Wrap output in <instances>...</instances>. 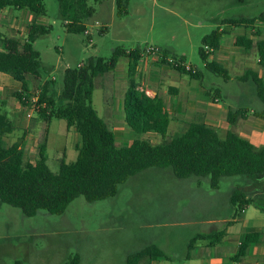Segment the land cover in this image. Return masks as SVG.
Masks as SVG:
<instances>
[{
    "label": "trees",
    "instance_id": "1",
    "mask_svg": "<svg viewBox=\"0 0 264 264\" xmlns=\"http://www.w3.org/2000/svg\"><path fill=\"white\" fill-rule=\"evenodd\" d=\"M59 15L70 34H83L85 22L90 19L94 9L88 0H56ZM129 0H116L117 11L121 13ZM6 7L16 10H28L35 16H44L43 0H0V12ZM264 23V14L253 18H230L222 25L232 27H251L255 23ZM50 27L32 23L28 28L27 40L0 35L3 51L0 52V73L8 75L21 84L14 97L24 102V93L28 91L26 76L38 77L41 68L39 53L33 48L34 42L48 35ZM222 32L218 29L205 35L201 40L198 54L205 69L225 78V69L216 62H207L209 55L219 48ZM212 50L205 53L204 47ZM235 46L244 50L255 49L259 64L264 68V42L253 44L252 40L241 36ZM166 53L163 54V58ZM129 60L127 68L128 86L123 96L124 122L137 136L129 146L117 147L112 129L98 116L92 106L94 90L93 80L113 71L120 57ZM139 61V51L134 49L126 53L115 48L109 59H89L82 67L67 68L63 73V86L56 105L52 92V81L45 82L37 97L38 115L45 122L52 119L64 120L66 129L73 127L80 134V144L76 147L74 162L66 163L64 156L59 159L58 171L52 172L45 156L46 138L39 143L38 158L35 163L25 160L19 143L9 147H0V203L17 208L26 217H33L38 211L60 215L76 198L82 196L87 202L101 201L114 197L119 185L129 178L149 168H170L178 179L190 177L209 178L212 189H218L221 178L244 176L255 180L264 175V146L255 147L247 139L233 131H227L221 138L217 131L201 121L191 123L188 128L172 138H167L170 118L163 108L159 96L149 97L139 90L135 80ZM182 75L191 79H201V72L186 70L182 66L174 67ZM243 82L251 81L260 101L264 105V84L258 76L245 71L240 77ZM264 118V109L257 115ZM238 118H244L240 111L231 112L227 122L233 125ZM15 130L12 122L0 114V137ZM153 133L160 137L159 143L142 135ZM230 206L238 214L248 205H256L247 199L244 193L234 190L229 199ZM223 236L222 231L209 235H196L188 245V251L199 240L217 244ZM259 234L243 235L233 262L245 257L250 245L256 244ZM167 259L155 245L127 256L125 264H153ZM68 264H79V256L70 259Z\"/></svg>",
    "mask_w": 264,
    "mask_h": 264
},
{
    "label": "rangeland",
    "instance_id": "2",
    "mask_svg": "<svg viewBox=\"0 0 264 264\" xmlns=\"http://www.w3.org/2000/svg\"><path fill=\"white\" fill-rule=\"evenodd\" d=\"M43 4L45 15L41 22L51 30L33 44L40 54L41 68L38 77L27 76V86L52 81L56 105L60 104L57 99L64 70L93 58L107 60L115 48L142 49L153 44L171 47L177 54L185 52L186 62L204 74L199 81L203 87H208L209 82L219 84L222 77L208 72L198 54L202 37L223 26L220 21L224 19L264 14V0H129L121 13L116 6L111 13L108 0H88L94 9L86 23L90 30L88 39L84 34L66 32L56 0H43ZM18 13L14 12V16ZM105 24L106 32L101 31ZM6 34L11 35L7 30L3 35ZM122 58L114 71L93 80L92 106L112 131L103 111L107 101L122 98L127 89V60ZM112 79L114 84H109ZM248 87L254 88L251 83ZM37 95L34 94L36 100L24 98V105L36 114L43 108L37 104ZM45 127L43 121L37 144L32 141L25 149V160L33 164L38 158L39 143L44 141ZM65 129L64 120L53 119L49 126L45 156L52 172L58 171L63 155ZM176 134L179 133L168 138ZM150 139L153 143L161 140L158 136ZM11 140H0V147H7ZM76 157L77 151L68 146L65 161L74 162ZM244 179L234 176L221 181L220 189L226 191L232 182L242 186ZM184 180L176 178L170 168H149L119 185L114 197L87 202L80 196L60 215L40 210L35 216L26 217L19 209L0 203V264H68L76 255L79 264H125L128 255L166 242L167 238H171L178 253L183 233L176 223L181 220L185 203L183 187L179 186Z\"/></svg>",
    "mask_w": 264,
    "mask_h": 264
},
{
    "label": "crops",
    "instance_id": "3",
    "mask_svg": "<svg viewBox=\"0 0 264 264\" xmlns=\"http://www.w3.org/2000/svg\"><path fill=\"white\" fill-rule=\"evenodd\" d=\"M108 1L112 13L114 6H116V0ZM14 12H19V16H14ZM41 18L42 16H35L28 10H16L12 7H6L0 12V30L3 33L7 30L11 35H3V33L0 35L26 42L28 28L32 23L50 27L43 24ZM88 21L89 19L85 22L84 30H87L88 33L83 34L89 39L90 30L86 25ZM110 21L112 23V20ZM222 21H220V24ZM216 29L222 32L219 48L209 55L207 62L214 61L225 69L227 75L221 79V83L209 82L208 87H203L199 82L204 78L202 72L199 80L180 74L174 67L167 64L166 57L180 59L190 68L199 70L186 62L185 52L177 54L171 47H162L155 44L150 46L159 48L161 53L159 56L143 54L149 46L142 49L134 48L139 51L135 80L139 84V90L147 96H159L161 98L163 108L170 118L167 138L168 135L184 132L191 123L201 121L205 125L214 128L221 138L225 136L227 131H233L247 139L255 147H263L264 118H259L257 115L263 111L264 105L258 97L255 85L251 81H241L240 77L245 71H251L264 84V68L259 64L255 49L243 51L235 46V41L238 37L244 36L252 40L253 44L264 42V23L258 22L251 27L243 25L232 27L225 24ZM103 30L106 32V24L105 27L101 28V31ZM134 49L123 50L128 53ZM2 51L3 48L0 43V52ZM164 53L166 55L163 58ZM121 58L118 59L116 68ZM123 58H126L128 68L129 60L125 56ZM85 64L80 63L76 67H82ZM203 65L205 68L204 63ZM208 78L210 79V76ZM45 82L47 81H38L33 87H28V91L24 93L23 97H31L32 100H36L34 94L38 93L39 95ZM249 83L254 88L248 87ZM109 84H114V80L112 79ZM116 87H119V85L117 84ZM20 88L21 84L19 82L8 75L0 73V114L5 115L15 128L12 133L1 136L0 140L12 139L11 144L7 147L19 143L25 154L28 144H31L32 141L37 144L39 127L45 120L14 97V93L19 92ZM123 96L107 101L103 111L105 119L112 125L117 147L129 146L135 139L134 132L127 129L124 122ZM14 99L17 100L16 103ZM235 111L243 113L244 118H238L233 125H230L227 119L230 113ZM52 120L46 122L44 129L46 141L49 138L48 132ZM64 135L65 146L62 154L65 159L68 146L69 149L76 150L81 137L73 127L68 130L65 129ZM152 136L157 135L148 133L142 135L141 138H151ZM17 139H20V142ZM162 174L166 177L170 175ZM232 178L234 177L221 178L220 183L224 180H232ZM179 187H183V199L185 200L181 209V220L176 223L182 228L183 233L181 249L178 253H175L171 238H167V241L163 243L158 242L155 246L165 254L167 259H162L153 264H264V175L257 177L255 180L245 177L242 186H235L232 182L224 192L221 191L220 184L218 189H212L208 177H205V180L194 177L187 178ZM236 189L242 191L247 199L254 200L256 205H248L238 214L237 210L232 208L229 203L230 195ZM218 231H222L223 236L217 244L210 246L209 241L199 240L193 246V249L188 251L187 245L193 237L199 234L209 235ZM252 232L259 234L258 242L248 247L245 257L241 261L233 262L243 235Z\"/></svg>",
    "mask_w": 264,
    "mask_h": 264
},
{
    "label": "built area",
    "instance_id": "4",
    "mask_svg": "<svg viewBox=\"0 0 264 264\" xmlns=\"http://www.w3.org/2000/svg\"><path fill=\"white\" fill-rule=\"evenodd\" d=\"M84 33H88V31H84ZM204 51L205 53L207 54H210L212 52V50L208 47H204ZM145 55H151V56H159L161 53H160V50L159 48L157 47H154V46H149L147 47L145 50H144V53ZM166 62L167 64L171 65L172 67H177V66H182L184 67L186 70H191V71H195V69H192L190 68L189 66L185 65L183 63V61H181L180 59H177V58H174V57H166ZM43 106V105H42ZM40 107V106H39ZM44 107V106H43Z\"/></svg>",
    "mask_w": 264,
    "mask_h": 264
}]
</instances>
